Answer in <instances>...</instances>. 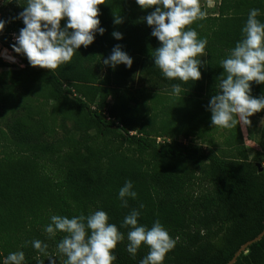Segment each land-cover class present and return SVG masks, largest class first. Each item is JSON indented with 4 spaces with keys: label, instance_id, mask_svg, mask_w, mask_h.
<instances>
[{
    "label": "trees",
    "instance_id": "trees-1",
    "mask_svg": "<svg viewBox=\"0 0 264 264\" xmlns=\"http://www.w3.org/2000/svg\"><path fill=\"white\" fill-rule=\"evenodd\" d=\"M104 2L98 19L105 33L97 32L90 46H81L71 62L53 71L32 67L12 47L13 35L25 27L17 17L27 2L14 0L0 11L6 21L0 47L25 64L6 70L9 65L0 59V97L8 102L0 114L7 129L0 131V264L17 251L24 252V264H64L67 257L57 245L66 233L49 236L51 217H87L97 210L124 235L113 264H140L149 247L142 245L133 257L127 251L130 229L122 226L133 209L140 212L139 224L151 228L159 221L175 240L163 264H228L264 230V169L256 166L264 155V125L262 151L253 158L239 123L226 128L232 133L221 153H198L187 141L211 135L207 106L224 72L220 62L243 39L250 10L259 9L257 19L264 23V0H220L216 13L188 26L207 45L197 57L204 61L201 79L187 83L166 78L155 66L152 54L161 42L143 19L154 9H142L136 0ZM115 15L122 24L114 23ZM66 23L67 18L61 27ZM116 45L133 59L130 68L102 63ZM173 84L181 85L179 96ZM251 95H264V84L251 82ZM55 124L65 131L62 139L53 135ZM129 180L137 197L122 207L119 189ZM34 240L46 244V252L36 250ZM234 264H264V237Z\"/></svg>",
    "mask_w": 264,
    "mask_h": 264
},
{
    "label": "clouds",
    "instance_id": "clouds-1",
    "mask_svg": "<svg viewBox=\"0 0 264 264\" xmlns=\"http://www.w3.org/2000/svg\"><path fill=\"white\" fill-rule=\"evenodd\" d=\"M136 3L142 9H154L143 19L152 27L151 35L161 42L152 54L155 66L170 80L179 79L185 83L200 80L204 61L197 57L205 55L207 39L198 38L197 31L188 27L206 18L200 0H136ZM102 4L104 0H27V6L17 17L25 27L15 36L14 51L26 56L32 67L51 71L71 62L81 46L88 47L94 42L97 32L105 33L98 19ZM259 14V9L250 10L242 29L243 39L220 62L224 72L218 77L217 92L207 106L213 127L231 128L238 122L250 126L249 118L264 110V95H251V82L264 84V23L257 19ZM65 18L67 23L61 27ZM114 23L122 24V17L115 15ZM5 24L6 21L0 20V31ZM112 35L117 40L123 39L119 31ZM102 63L113 69L120 64L130 68L133 59L121 45H116ZM181 91L180 84L172 85L174 95L179 96ZM136 197L132 182L126 181L119 189L121 206L127 207L128 198ZM143 207L141 204L140 208ZM139 216L140 212L133 209L123 220L122 226L130 229L127 251L135 257L137 250L147 245L149 252L140 264H163L167 253L175 247V240L159 221L147 228L138 223ZM45 231L50 237L57 232L66 233L57 245L59 252L67 257L64 264H113L116 260L113 250L124 239L117 226L109 223L103 210L87 217L83 214L72 218L53 215ZM31 243L36 250L46 252L47 245L42 241ZM24 261V252L17 251L9 253L4 264H24Z\"/></svg>",
    "mask_w": 264,
    "mask_h": 264
},
{
    "label": "rangeland",
    "instance_id": "rangeland-1",
    "mask_svg": "<svg viewBox=\"0 0 264 264\" xmlns=\"http://www.w3.org/2000/svg\"><path fill=\"white\" fill-rule=\"evenodd\" d=\"M13 1L14 0H0V11L2 9H6L7 7H9V5H11ZM21 1L27 2V0H21ZM219 4H220V0H200V7L201 9H203L204 12H206L207 15L216 13L218 10ZM3 87L4 86L0 83V92ZM112 101H113V98L109 99L110 103ZM38 103L39 102H35V104H38ZM7 104L8 102H5V100L0 97V114L2 113L3 108ZM46 112H47V115L48 114L50 115L51 103L48 106H46ZM5 116L11 117V113L8 112L7 114H5ZM249 119L251 120V125L244 126L243 132L241 131V133H242L243 142L249 154V157L253 158L258 152L262 151V147L260 143V135H261L262 127H263V125H261V120L264 119V110L254 114ZM48 125L50 127V131H49L50 134H49V138L47 139L51 143V121L48 122ZM54 128L56 130L53 135L56 137V139H62L65 131L59 128L57 124L54 125ZM0 131H7L5 123L4 121H2L1 118H0ZM210 133L211 135L208 133V134H205V136L201 138L198 137L197 135L193 136L189 138L190 140L187 141V144L190 145L191 150L196 151L198 153H201L203 151L221 153L220 152L221 149L226 148V138L229 137L230 133L232 132L230 131V129H226L222 127H214L212 128ZM171 137H175V136L171 135ZM180 139L184 140L182 136L179 137V140ZM259 162H262V163L264 162V155L261 156V158L259 159Z\"/></svg>",
    "mask_w": 264,
    "mask_h": 264
},
{
    "label": "built area",
    "instance_id": "built-area-1",
    "mask_svg": "<svg viewBox=\"0 0 264 264\" xmlns=\"http://www.w3.org/2000/svg\"><path fill=\"white\" fill-rule=\"evenodd\" d=\"M15 34L13 35V41L16 42L15 40ZM0 59L6 63L9 66H15V67H20V68H24L25 64L22 61V59L16 55L11 49L7 48V47H0ZM105 115L107 116V121L108 122H115V119L110 117L107 113H105ZM117 125H119V123L116 122ZM120 127H122L121 125H119ZM131 135L135 134L134 132H130ZM161 139H159L160 141ZM263 165V169H264V162L261 163Z\"/></svg>",
    "mask_w": 264,
    "mask_h": 264
},
{
    "label": "water",
    "instance_id": "water-1",
    "mask_svg": "<svg viewBox=\"0 0 264 264\" xmlns=\"http://www.w3.org/2000/svg\"><path fill=\"white\" fill-rule=\"evenodd\" d=\"M20 69H22V68H20V67H15V66H9V67L6 68V70H13V71H17V70H20ZM2 71H3V68H0V73H1ZM256 166H257V168L259 169V171H262V170H263V167H262V164H261V163H257ZM263 237H264V230H263V232H261L257 237H255L254 239H252V240H250L249 242H247V243H245L244 245H242V247L236 252L235 256L233 257V259H232L228 264H234L235 261L237 260V258L239 257V255H240L242 252L246 251L247 248H248L250 245H252V244H254V243L260 241Z\"/></svg>",
    "mask_w": 264,
    "mask_h": 264
},
{
    "label": "crops",
    "instance_id": "crops-1",
    "mask_svg": "<svg viewBox=\"0 0 264 264\" xmlns=\"http://www.w3.org/2000/svg\"><path fill=\"white\" fill-rule=\"evenodd\" d=\"M110 99H111V97H110ZM239 124H240L241 131L243 132V127L247 126V125H244L242 122H239Z\"/></svg>",
    "mask_w": 264,
    "mask_h": 264
}]
</instances>
